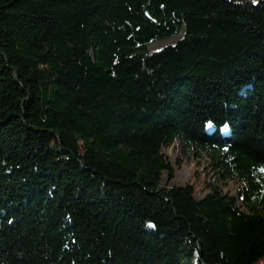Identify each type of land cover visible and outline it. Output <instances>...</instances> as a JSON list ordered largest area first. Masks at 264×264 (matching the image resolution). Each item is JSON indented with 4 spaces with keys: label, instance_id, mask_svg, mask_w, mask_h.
I'll list each match as a JSON object with an SVG mask.
<instances>
[{
    "label": "trees",
    "instance_id": "trees-1",
    "mask_svg": "<svg viewBox=\"0 0 264 264\" xmlns=\"http://www.w3.org/2000/svg\"><path fill=\"white\" fill-rule=\"evenodd\" d=\"M263 257L264 0H0V264Z\"/></svg>",
    "mask_w": 264,
    "mask_h": 264
},
{
    "label": "rangeland",
    "instance_id": "rangeland-1",
    "mask_svg": "<svg viewBox=\"0 0 264 264\" xmlns=\"http://www.w3.org/2000/svg\"><path fill=\"white\" fill-rule=\"evenodd\" d=\"M182 35V32H180L176 37L170 38L163 41H154L152 42L149 47L150 48H159L163 46L164 44H167L169 42H173L177 38H179ZM176 146H172L167 150V153L170 157V160L175 168V177H174V183L177 185H183L186 182H193L197 183V191L198 196L202 197L203 193L200 190L201 185L198 183V178H196V172L202 171V178H205L211 182L216 183L223 192L230 193L231 195L236 194V190L238 187V184L235 181H228L227 185L224 184L222 180L218 179V174L214 172L210 166H208L207 160L203 156H198L191 150H185L182 148L181 142L179 139L175 141ZM177 160L182 161V164L180 166H177ZM198 174V173H197ZM165 180V175L163 176V181ZM264 263V257L261 258L258 261V264Z\"/></svg>",
    "mask_w": 264,
    "mask_h": 264
},
{
    "label": "water",
    "instance_id": "water-1",
    "mask_svg": "<svg viewBox=\"0 0 264 264\" xmlns=\"http://www.w3.org/2000/svg\"><path fill=\"white\" fill-rule=\"evenodd\" d=\"M245 1V0H244ZM254 6L256 5V4H253Z\"/></svg>",
    "mask_w": 264,
    "mask_h": 264
}]
</instances>
